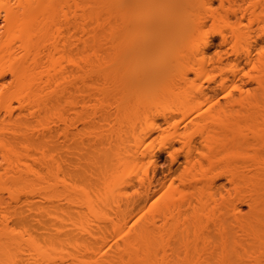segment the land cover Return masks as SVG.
<instances>
[{
  "label": "bare ground",
  "instance_id": "bare-ground-1",
  "mask_svg": "<svg viewBox=\"0 0 264 264\" xmlns=\"http://www.w3.org/2000/svg\"><path fill=\"white\" fill-rule=\"evenodd\" d=\"M27 1V8L31 10L35 2ZM167 1L170 3L174 0ZM241 1L243 2L241 4L235 2L236 4L228 11L236 16L242 13L241 18L249 14L248 24L243 29L233 27L228 16L215 17L214 23H218L215 32L222 37L223 43H234L235 53L240 50L243 52L247 68L241 66L238 60L224 62L218 59L211 62L204 53L200 62L182 65L177 76L174 75V69L178 64L172 60L176 56L175 53H178L177 49L162 47L164 42L172 38L173 31L181 27L180 30L183 31L184 27L175 24L173 30L168 21L158 17L149 21L146 15V0H96L95 11H85L80 18L77 15L80 23L74 27L75 31L66 28L70 27L69 24L65 26L69 21L67 13L64 15L66 20L64 25L54 24L50 27L43 26L35 20V16L32 15L35 12L34 8L33 12L32 10L28 12L27 9L21 11L22 13L17 11L10 14L18 23L15 41L21 42L19 48L26 51L25 54L17 53L13 45L9 52L12 65L9 71L21 84L22 94L33 96L37 101L44 98L46 102L54 101L57 104L54 109H65L69 102L72 103L68 98L72 85L93 75L100 76V70L103 69L104 78L119 83V87H122L120 89L123 92L122 96L125 95L129 100L128 106H122L121 109L129 107L131 103L135 108V111L124 113L139 116L137 110L140 107L149 109L153 104L163 103L162 107L165 113L169 114L167 117H170L168 121L166 120L167 124H170L176 114L181 116V122L174 127L175 135L187 149V154L193 157L189 163L191 169L195 170L190 177L182 175L178 185L173 179L165 182L161 189L162 193L151 204L150 198L153 195L152 197L147 195L145 205L138 212L129 204L130 202L127 203L128 201L126 203L129 205L123 204L125 205L123 208L119 205L121 209L118 211L120 218L118 220L122 224L114 222V226L112 225L114 227L112 232L116 234L114 236L118 242L115 241L116 250L109 255L108 260L103 258L107 255L106 250L100 253L92 246L84 247L83 244H87L79 237L78 240L72 234L70 236V231L73 230L69 229L70 224L83 227V219L81 220L79 216V220L73 222L77 218L71 219L69 204H75L73 205L75 207L77 204H85L91 214L97 215L103 212L101 207L106 208L117 196H126L124 190L134 185L139 156L149 152L148 146H145L147 137L161 128V125L150 119L145 111V126L139 135L134 132L137 125L131 120L134 117L129 118L127 115L136 150L134 155L129 154L128 158H118L111 173L105 177L104 192L95 195L96 198H91L84 187L77 185L78 188L77 183L74 182L75 186L69 184L67 177L71 174L68 170L70 163L68 164L66 159L57 155L50 157L48 169L50 176H53L50 181L55 183L47 185L48 190L44 188L37 189L36 193L32 191L33 195L38 194V197L49 203L34 208L36 209L34 214L36 211H45L47 219L41 221V217L35 216L39 214L42 216L44 212L37 213L34 216L37 219L34 223L37 224L31 226L33 230L26 225L28 221H24L26 223L24 225L20 220L22 226L18 236L20 264H264V50H258L257 47L254 53L251 50L252 42H256L261 36L264 37V0H253L249 3L248 0ZM178 4V1L175 2V8ZM133 9H138L135 16ZM254 23L258 25L257 31L255 29L252 31ZM134 27L139 29H137L139 33L150 27L157 31L151 46L148 42L141 41L140 37H134L137 40L133 39ZM71 32L78 36L72 39ZM50 42L54 53L53 69L48 84H45L44 57ZM103 42L110 45L111 52L100 53V45ZM210 42L207 39L203 44L207 48ZM143 52L151 53L150 56H145L150 58L144 59ZM138 57L141 58L142 68L136 70ZM191 71L195 72L197 78L218 82L219 93L223 95L225 101L221 102L216 98L219 93L210 94L204 90H198L197 94L177 92L175 82H190ZM3 75L5 72L1 70L0 77ZM250 83H255L256 86L253 87ZM141 95L145 97L144 103L134 101ZM60 118L65 125L64 121L65 119L67 121V118L61 113ZM182 125L185 128L184 132H181ZM67 127L66 124V138ZM200 145L208 147V155L201 154ZM198 155L208 160L207 167L199 160ZM75 178L77 179V176ZM223 178L231 186L228 189L231 197L224 196L222 197L225 199L224 202H220L221 198L218 200L214 191H217V183ZM71 193L75 195L71 196ZM205 193L209 200L204 199ZM243 205L247 210L241 208ZM65 208L69 211L65 212L67 211ZM230 209L233 210L231 213ZM233 212L235 219L234 216L231 218ZM227 216L231 221L226 219ZM20 218L22 219V212ZM131 220L134 221L130 224ZM46 221L49 222L48 225L52 223L51 226L54 227L49 230L50 236L47 237L46 232L49 228L43 227L47 224ZM230 223L234 227L237 224V228L235 227L237 231H233ZM38 224L40 227L37 229H42L35 230L36 233L37 231L41 233L44 229L42 233L45 236L42 233L40 237H38L40 233L35 236L34 228ZM210 224L215 225V229L218 228L217 235L219 232L223 234V237L215 242L219 246L217 244V247L213 246L212 242L214 250L205 249L208 240L201 238L198 232L206 227L208 229ZM218 241H221V245ZM171 243H175V246ZM201 243L204 247L200 245ZM25 246L26 251L29 248L28 256L26 252V255L24 254ZM78 250L83 253H79ZM26 256L28 260L30 257L31 261H25Z\"/></svg>",
  "mask_w": 264,
  "mask_h": 264
},
{
  "label": "rangeland",
  "instance_id": "rangeland-1",
  "mask_svg": "<svg viewBox=\"0 0 264 264\" xmlns=\"http://www.w3.org/2000/svg\"><path fill=\"white\" fill-rule=\"evenodd\" d=\"M177 1L179 4L175 8V2ZM252 1L248 0V3ZM31 2L33 4V1ZM34 2L35 4L31 7L35 10L34 14L32 13L35 16V20L39 21L43 26L48 25L47 27L54 24L62 26L66 23L64 15L67 13L66 16H69L70 23L68 21L65 26L69 24L70 27L66 28H69L71 31H75L73 30L74 27H77L76 24L78 22L80 23L77 15L80 18L83 12H93L96 10V0H34ZM235 2L238 4L243 3L241 0H225L223 2L221 0H174L170 3L167 0H146V15L149 21L158 17L161 20L168 21L171 26L178 24L185 28V31L184 28L183 31L180 30L182 27L175 32L173 31L172 38L164 42L165 44L162 47V49L176 48L178 51V53H175L176 56L174 55L175 57L172 58L174 63L178 64L174 69L175 76L179 74L180 71L178 69L182 65L192 64L191 62H200L204 53L205 57L211 60V62L218 59L224 62L227 60H238L241 62V66H245L246 61L243 52L240 50L241 52L235 53L233 48L234 43H223L222 37L216 33L218 23H214L215 17L228 16L233 27H241L243 29L248 24L249 14L241 18L242 13L236 16L231 11L229 12V8L231 6L233 7L236 4ZM27 6V0H0V72L1 70L5 72V75L0 77V264H20L21 256L18 236L22 228L21 221L24 225L27 223L26 225L32 229L31 226L37 224L34 223V220H37L34 218L37 213L44 212L42 213L43 215L41 214L42 216L40 214L35 216L37 218L41 217L40 220L46 217L45 211L38 210L39 212L36 211V214H34L36 210L34 208L37 206L40 208L41 206L39 205H47L49 203L38 197V194H34L36 195L34 196L32 191L36 193L37 189L45 188L46 190L49 188L47 185L55 183L50 181L53 179L48 169L50 157L57 155L66 159L67 163H70L68 170L71 174L69 173L70 177H67L69 184L75 186V182L77 183L76 186L84 187L86 192L90 193V197L92 196L91 198L94 199L98 194L104 192L105 177L111 173L114 165L117 164L118 158H128L129 154L134 155V151L136 150L134 135L127 117H134L131 119L133 120L132 122L137 124L134 132L140 135L141 129L145 126L144 113L146 111L150 119L160 124L161 128L153 132L145 141V146H148L149 152L144 156H139V167L136 170L133 188L129 187L125 189L126 196H117L114 200L110 201L106 208L101 207V211L103 212L97 215L91 214L85 204H77L75 207L73 206L75 204L72 205L70 203L69 210L71 212L68 208H65L67 210L65 212L69 211L71 214V219H74V217L77 218L73 222L78 221L79 216L81 220L83 219V227H75L70 224L71 227L69 226V229H73H70V236L72 234L75 239L79 237L80 240L87 244H83L84 247L88 245L90 247L92 246L94 250L100 253L106 250L107 255L103 256V258L107 259L116 250L115 247L118 239L114 236L115 233L113 234V224L114 222L115 224L116 222L119 223L118 211L123 208L122 206L131 204V206L133 205L135 207H133L134 210L138 212L145 205L147 195L151 197L153 195L150 198L151 202L149 201L151 204L162 193L161 189L165 182L173 179L176 185H178L182 175L186 174L190 177L195 173V170L191 169V164L189 163L193 160V157L191 158L187 154V149H185L183 144L178 140L177 135H175L174 127L181 122V116L176 114V117L173 116L170 124H167L166 120L168 121L170 117H167L169 114L165 113L162 107L163 103L153 104L149 109L140 107L137 110L139 116L124 113V111H135V108L131 103L127 107L129 109H121L122 106H128L129 100L124 94L122 96L121 93L123 92L120 91L122 87H119V83L112 79L104 78L103 69L100 70V76L93 75L85 78V80H78L74 86L72 85L71 95L68 96L69 101H72V103L69 102L65 109H54L57 106L54 101L46 102L45 98L43 100L40 99L42 101H37L33 96L28 97L26 93L22 94L21 84L9 71L12 68L9 52L13 45L14 48L16 47L17 53L25 54L26 51L19 48L21 42L15 41V31L18 29V23L10 14L17 11L22 13L23 11H27V9L30 12L32 9L29 10ZM137 12L138 9H133L134 16L137 15ZM181 17L185 19L180 20ZM137 29V27H134V31L132 32L133 39L137 40L134 37H140L141 41L148 42L149 46H151L157 31L150 27L139 33L140 31ZM254 29L255 31L258 29L256 23L252 26V31ZM257 33L260 35V31ZM71 34L74 35L75 33L71 32ZM226 34L228 36L230 35L227 31ZM72 35V39L78 36L74 35L72 37ZM207 39L211 42L209 44L210 46L206 48L203 42ZM256 47L258 50H264V37L261 36L257 38L256 42H252V53H254ZM25 48L27 49V45H25ZM47 48L44 57L45 84H48L49 75L52 73V57L54 55L51 42ZM109 52H111L110 45L103 42L100 45V53L105 54ZM150 55L151 53L149 52H143L144 59L147 58L145 56ZM141 68V58L138 57L136 58L135 69L138 70ZM189 77L190 82H175L176 88H178L176 89L177 92L197 94L198 90H204L210 94L219 93L220 86L218 82H208L197 78L193 71L189 72ZM250 85L253 87L256 86L255 83H250ZM144 98L141 95L135 98L134 101L144 103ZM216 98L221 102L225 101V98L220 93ZM60 113L67 118V121L66 119L64 121L68 125L66 131L67 138L65 137L66 124L64 125L60 121ZM126 118L128 122H126ZM185 122L183 125L186 124ZM184 131L185 128L183 126L181 132ZM199 150L201 154H209L207 146L200 145ZM198 158L203 162L205 167L209 165L208 160L203 156L198 155ZM76 176L77 179L75 178ZM218 182L217 191L214 192H216L215 195L217 194V199L219 200L221 198L220 202H224L223 200L225 199L222 197L225 196L227 198V195L230 196L228 189L231 186L224 178ZM72 186L71 191H73ZM72 193L71 196H74L75 194ZM208 197L205 193L204 199L209 200ZM126 202L130 203L127 204ZM195 204L198 205L197 202ZM211 205H213L212 202ZM241 208L247 210L245 205L241 206ZM231 210H229L230 213L233 211ZM21 212L23 220L20 218ZM231 215L232 217H230L233 218L234 212ZM228 217L225 218L230 220ZM233 219H235V216ZM134 220H131L132 222L130 221L129 223H133ZM24 221L28 222L25 223ZM48 223L46 224L48 227L46 225L43 226L44 229L49 228L47 232L45 231L46 237L48 235L50 236L49 230L54 228L51 222L52 226L49 224L51 227ZM39 225L36 228L33 227L34 231L42 229H37L40 227ZM128 225L127 227H129ZM231 226L234 232L237 231L235 229L237 224L235 227L233 225ZM209 227L198 232L201 234V238L208 240L205 243V249L214 250L215 247L213 248V246L218 245L215 242L223 237V234L219 232V237L217 235L218 231L216 230L218 228L215 229V225L213 226L211 224ZM44 229L41 233H44ZM205 232L206 234H204ZM39 233L37 231L35 236ZM41 233L37 236L40 237ZM43 233L42 235L45 236ZM104 233L107 235L105 236ZM79 238L77 239L79 240ZM212 242L213 246L211 245ZM173 244L175 246V243ZM200 245L204 247L202 243ZM173 246L170 247L172 248ZM84 247H82L83 251H85ZM24 248V254L26 252L28 256L29 253L27 251L29 252V248L27 251V247ZM83 251L79 252L78 250L79 253H83ZM27 256L24 257V259L26 258L25 261H31L30 257L29 260L27 259Z\"/></svg>",
  "mask_w": 264,
  "mask_h": 264
}]
</instances>
